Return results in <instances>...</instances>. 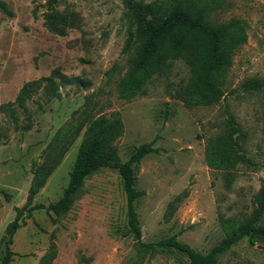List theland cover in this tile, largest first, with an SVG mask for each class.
Here are the masks:
<instances>
[{"label": "rangeland", "instance_id": "obj_1", "mask_svg": "<svg viewBox=\"0 0 264 264\" xmlns=\"http://www.w3.org/2000/svg\"><path fill=\"white\" fill-rule=\"evenodd\" d=\"M1 1L13 15L0 10V264L7 251L13 252L10 264H40L53 244L56 257L50 264H189L169 248L140 256L128 226L123 180L115 170L87 178L80 200L56 224L45 210L33 211L62 197L83 132L69 141L80 124L99 115L118 113L123 120L124 134L116 142L122 162L141 145L156 150L134 167L135 188L145 193L136 202L145 243L177 236L208 253L225 239L226 221L243 222L252 213L264 185V89L245 92L242 84L264 80V0L212 2V22L241 20L247 34L233 54L225 96L212 106H189L179 99L190 78L182 60L173 62L169 75L153 78L143 94L130 100L120 96L137 48L136 10L167 0H59L54 9L79 18V27L66 36L44 25L50 0ZM56 70L70 80L61 85L59 98H48L41 88L26 109L17 104L25 83ZM229 114L239 126L237 140L246 160L229 171L216 170L207 163V146L223 132ZM29 122L31 130H23ZM58 136L68 151L30 198L36 173L49 162ZM17 220L21 227L12 235L9 228ZM218 264H264V237L257 236L255 245L243 239Z\"/></svg>", "mask_w": 264, "mask_h": 264}, {"label": "trees", "instance_id": "obj_2", "mask_svg": "<svg viewBox=\"0 0 264 264\" xmlns=\"http://www.w3.org/2000/svg\"><path fill=\"white\" fill-rule=\"evenodd\" d=\"M59 0H50L51 8L43 13L44 25L49 32L66 36L69 30L79 27V18L73 12H60L53 8ZM219 0H167L159 4L139 5L136 10L137 48L128 61V71L119 85L120 96L130 100L144 93L145 86L155 77L171 73L173 62L185 61L190 69V78L178 91V97L189 106H212L224 96L227 74L233 65V54L247 42L244 23L232 19L226 23H214L209 19L213 8L212 2ZM0 10L12 16L8 5L0 0ZM59 80L57 82L56 80ZM69 78L59 70L50 77L33 80L23 85L16 99L17 104L26 109V102L41 88L48 98H59L60 87L68 83ZM245 92L264 89V80L249 79L242 84ZM9 107L12 104H8ZM8 107V108H9ZM1 110L4 108H0ZM11 117L17 122L15 110ZM32 128V122L23 126V130ZM83 132V133H82ZM82 140L77 157L70 173L69 184L62 197L53 204L35 205L33 211L45 210L54 224L66 216L74 204L80 200L85 181L90 176L104 170L112 169L119 173L123 180L127 199V221L133 233L137 251L143 257L163 249H173L184 255L189 264H218L220 258L234 245L248 238L250 245L256 244V237H264V185L254 198V209L243 222L224 223L227 235L221 243L208 253H201L172 236L156 243H145L142 240V229L136 211V202L145 195L135 188V165L149 154L156 152L152 144L141 145L130 159L122 162L116 142L124 134V123L118 113L109 116L99 115L93 120L84 122L75 130L68 145L73 144L81 135ZM239 126L233 115L229 114L225 129L216 138L209 141L206 160L209 167L229 171L246 158L241 155L242 146L237 138ZM62 147L60 149V144ZM58 136L52 143L49 161L36 173L31 188L33 198L45 185L53 171L62 163L68 146ZM18 220L9 228L12 235L20 228ZM13 252L7 251L2 264H10ZM56 257V246L41 259L40 264H50ZM136 264V263H135Z\"/></svg>", "mask_w": 264, "mask_h": 264}]
</instances>
